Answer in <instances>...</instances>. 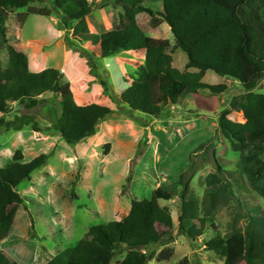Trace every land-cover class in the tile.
Returning <instances> with one entry per match:
<instances>
[{
	"label": "rangeland",
	"instance_id": "obj_1",
	"mask_svg": "<svg viewBox=\"0 0 264 264\" xmlns=\"http://www.w3.org/2000/svg\"><path fill=\"white\" fill-rule=\"evenodd\" d=\"M88 1L92 12L87 17V35L65 30L56 11L49 18L31 15L24 25L18 17L26 9L8 16L7 40L17 50L16 44L22 45L31 72L59 70L77 104L106 106L113 114L100 122L95 136L76 144L67 143L53 129L54 115L62 113L59 95L44 94L32 110L12 103L7 114H0V120L32 115L35 121L20 131L0 133V168L11 164L19 150L26 161L41 154L48 156L46 164L17 188L25 205L19 208L9 237L0 243V253L13 263H45L76 246L91 227L122 221L130 213L133 200H151L160 187L181 192L190 181L187 199L195 201L200 218H206L204 233L193 239L180 229L179 194L172 201L161 200L172 213L174 230L170 240L151 249L149 264H246L244 259L228 260L205 250V244L215 236L227 237L235 230H244L248 220L242 215L264 216V197L252 190L240 166L242 152L232 148L220 126L223 112L244 91L241 83L209 71L203 82L226 85V92L200 90L192 94L185 90L177 104L164 107L158 117L130 112L121 96L133 82L144 79L145 52L128 51L102 59L100 37L120 27L124 11L113 6L103 9L106 0ZM32 5L51 8L45 0H33ZM146 6L160 17V2ZM150 21L148 14L137 17L141 25ZM147 35L150 46L167 48L174 68L196 72L188 69V56L175 48L168 23L151 28ZM0 63L2 69L9 63L5 46H0ZM255 92L264 94V80ZM229 119L242 121L235 112ZM216 162L225 170V182L231 185L234 196L219 195L211 206L206 179L217 172ZM157 228L163 232L159 225ZM164 248H174L175 255L169 262H157ZM125 257L119 254L111 264H119Z\"/></svg>",
	"mask_w": 264,
	"mask_h": 264
},
{
	"label": "trees",
	"instance_id": "obj_2",
	"mask_svg": "<svg viewBox=\"0 0 264 264\" xmlns=\"http://www.w3.org/2000/svg\"><path fill=\"white\" fill-rule=\"evenodd\" d=\"M45 1L51 8L33 6V0H0V46H5L9 54L6 69L0 63V114H7L12 103L32 110L39 106L44 94L59 95L62 113L54 115L53 129L67 143L76 144L95 136L100 122L113 114V110L98 104H77L70 84L63 81L62 72L56 69L31 72L27 56L7 40L8 16L20 9H26L18 17L22 25L31 15L49 18L56 11L61 14L60 23L65 30L90 33L87 17L92 10L88 0ZM154 2L162 4L160 17L146 6ZM110 6L121 8L124 13L120 27L101 35L100 57L145 52L144 79L133 82L121 96V102L130 112L158 117L164 107L177 104L185 90L192 94L200 90L214 94L226 92V85L203 82L209 71L241 83L244 91L223 112L220 126L232 148L242 152L240 166L250 187L264 197V94L255 92L264 80V0H106L102 4L103 9ZM143 13L151 17L149 25L138 24L137 17ZM165 22L171 27L175 48L188 56V69L196 72L179 71L174 68L167 48L150 46L147 32ZM90 64H94L92 58ZM232 112L240 114L242 121L229 119ZM31 124L35 125L32 115H17L9 121L2 119L0 133L20 131ZM47 159L46 154H41L26 161L19 150L11 164L0 168V243L9 237L18 210L25 205L18 186L30 180ZM216 165L217 172L206 179V196L211 206L217 203L219 195L234 196L231 185L225 182V170L218 162ZM189 185L190 181L181 192L173 187H160L153 192L151 200H133L130 213L122 221L91 227L76 246L39 264H111L119 254H126L119 264H149L151 249L170 240L174 230L172 213L160 204L161 200L169 202L179 194L180 229L193 239L204 233L207 220L200 218L198 204L187 199ZM242 216L248 220L244 230H235L227 237L215 236L205 244V250L228 260L264 264V216ZM158 225L163 232H159ZM256 231L259 236L255 235ZM174 255V248H164L156 261L169 262ZM0 264L18 263L0 253Z\"/></svg>",
	"mask_w": 264,
	"mask_h": 264
},
{
	"label": "crops",
	"instance_id": "obj_3",
	"mask_svg": "<svg viewBox=\"0 0 264 264\" xmlns=\"http://www.w3.org/2000/svg\"><path fill=\"white\" fill-rule=\"evenodd\" d=\"M19 44H20V43L18 42V43L16 44V46L18 45L17 48L19 49V51L22 52V49H21V48H22V45L20 46ZM15 48H16V47H15ZM24 54L27 55L26 53H24Z\"/></svg>",
	"mask_w": 264,
	"mask_h": 264
}]
</instances>
